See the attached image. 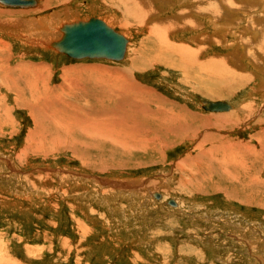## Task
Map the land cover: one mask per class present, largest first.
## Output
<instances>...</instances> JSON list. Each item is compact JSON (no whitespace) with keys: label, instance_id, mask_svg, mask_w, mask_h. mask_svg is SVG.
<instances>
[{"label":"rangeland","instance_id":"1","mask_svg":"<svg viewBox=\"0 0 264 264\" xmlns=\"http://www.w3.org/2000/svg\"><path fill=\"white\" fill-rule=\"evenodd\" d=\"M36 1L0 4V264H264V0ZM89 18L124 60L46 47Z\"/></svg>","mask_w":264,"mask_h":264},{"label":"water","instance_id":"2","mask_svg":"<svg viewBox=\"0 0 264 264\" xmlns=\"http://www.w3.org/2000/svg\"><path fill=\"white\" fill-rule=\"evenodd\" d=\"M0 4L9 8L25 9L34 6L35 0H0ZM59 31L62 33L61 38L51 42L49 48L73 59L121 61L128 43L123 35L96 18L63 25ZM202 108L219 112L230 107L222 102H202ZM154 197L158 198L157 195ZM168 205L174 207L175 203L169 200Z\"/></svg>","mask_w":264,"mask_h":264},{"label":"bare ground","instance_id":"3","mask_svg":"<svg viewBox=\"0 0 264 264\" xmlns=\"http://www.w3.org/2000/svg\"><path fill=\"white\" fill-rule=\"evenodd\" d=\"M47 2V1H46ZM229 4V3H228ZM37 6V1L35 0V5L34 6H32V7H29V8H34V7H36ZM262 6V5H261ZM43 7H46V6H43ZM9 8V7H8ZM29 8H25V9H29ZM262 8V7H261ZM12 9H19V8H12ZM229 9H231V7L229 8ZM235 9H237V8H235ZM230 11V10H229ZM211 12V11H210ZM262 12V11H261ZM229 13V12H228ZM263 14V13H262ZM231 15V14H230ZM233 15V14H232ZM260 15V14H259ZM51 16V15H50ZM49 16V17H50ZM234 16V15H233ZM141 17V16H140ZM203 17H204V15H203ZM202 17V18H203ZM208 17H209V19L211 18V17H213V18H217V15H215V11H212L211 12V16L210 15H208ZM207 17V18H208ZM264 17V16H263ZM90 19V18H89ZM88 19V20H89ZM97 19V18H96ZM88 20H85V21H88ZM100 20V19H99ZM212 19H210L209 20V22H211V25L213 26V27H215L217 24H213L212 23V21H211ZM218 20V19H217ZM258 20H260V21H258ZM257 20V22L261 25V27H260V36H259V42H261V37H264V30H262L261 28H262V26L264 25V18H259ZM84 20H79V21H75V22H73V23H76V22H83ZM102 21V20H101ZM42 22V21H41ZM40 22V23H41ZM50 22V21H49ZM104 22V21H103ZM38 23V22H37ZM43 23V22H42ZM47 23V22H46ZM105 23V22H104ZM216 23V22H215ZM67 24H72V23H65V24H61L60 25V27L57 29V31H59V29L63 26V25H67ZM108 27H110L107 23H105ZM218 24H219V21H218ZM257 24V23H256ZM255 24V25H256ZM258 24V25H259ZM38 25V24H37ZM45 25V24H44ZM210 25V24H209ZM193 26V25H192ZM219 26V25H218ZM221 27V26H220ZM44 28V27H43ZM110 28H112V27H110ZM215 28H217V27H215ZM42 29V28H41ZM45 29V28H44ZM113 29V28H112ZM212 29V28H211ZM254 29V28H253ZM49 30H50V28H49ZM115 30V29H114ZM219 30V29H218ZM116 31V30H115ZM60 32V31H59ZM116 32H118V31H116ZM119 33V32H118ZM121 34V33H120ZM61 35H62V33L60 32V37L58 38V39H56V40H53V41H51V42H54V41H58L60 38H61ZM122 35V34H121ZM124 36V35H123ZM224 36V35H223ZM125 37V36H124ZM126 38V37H125ZM257 39V40H258ZM264 39V38H263ZM158 41V40H157ZM50 42V43H51ZM263 42V41H262ZM49 43V44H50ZM49 44H47L46 45V47L48 48V49H50V50H52L53 52H55V53H58V52H56V51H54L53 49H51V48H49ZM261 44V43H260ZM259 44V45H260ZM128 45H129V42L127 43V46H126V51H125V54H124V57H123V59L122 60H124L125 59V57H126V54H127V51H128ZM263 45V44H262ZM185 46V45H184ZM264 47V46H263ZM259 49H260V47H258ZM184 49V48H183ZM261 49H262V46H261ZM199 50V49H198ZM200 51V50H199ZM192 52V51H191ZM264 53V52H263ZM58 54H60V53H58ZM195 54H198V52H195ZM61 55H64V54H61ZM64 56H66V55H64ZM67 57V56H66ZM264 57V56H263ZM67 58H69V59H72V60H83V59H73V58H70V57H67ZM190 58V57H189ZM264 59V58H263ZM98 60H102V59H98ZM121 60V61H122ZM107 61H109V60H107ZM262 61V60H261ZM111 62H120V61H111ZM197 62V61H196ZM259 62V61H258ZM263 62H264V60H263ZM262 62V63H263ZM211 65V64H210ZM264 68V67H263ZM255 69V68H254ZM262 69V68H261ZM219 70V69H218ZM262 71H263V69H262ZM254 74V73H253ZM40 79V78H39ZM25 83V82H24ZM26 84V83H25ZM203 88V87H202ZM45 89V88H44ZM47 89V88H46ZM201 92H203L205 95H207V96H213V95H217V96H215V97H220L221 95H220V93L219 92H221V91H219V92H216L215 93V91L214 90H211V89H205V90H203L202 91V89H199ZM150 92V91H149ZM222 94V93H221ZM228 94V93H227ZM224 96V95H223ZM134 103H135V101H133ZM203 102H211V101H206V100H203ZM218 102H221V101H218ZM222 103H225V102H222ZM226 105H228L230 108L228 109V110H225V111H219V112H226V111H230V109H231V105H229L228 103H225ZM35 105V104H34ZM129 105H131V104H129ZM200 105H201V109L202 110H204L203 108H202V101H200ZM160 109V108H159ZM243 109V108H242ZM246 110V109H245ZM165 111V110H164ZM204 111H206V110H204ZM161 112V111H160ZM208 112H211V111H208ZM219 112H213V113H219ZM7 113V112H6ZM159 113V112H158ZM181 116V115H180ZM113 117V116H112ZM168 117V116H167ZM73 118H75V117H73ZM218 118V117H217ZM224 118V119H223ZM235 117H233V115H227V117H222V119L221 120H223V121H228V120H230L233 124H237V121H236V119H234ZM241 119V118H240ZM76 120V119H75ZM114 119H112L110 122H111V130L110 129H106V128H108L109 126H107V127H105V125H104V130L105 131H114V125H115V127H116V129L118 128L117 127V123L116 122H118V121H113ZM161 120H162V122L164 123V119L163 118H161ZM171 120L172 121H168L167 122V124H169V123H171V122H173V120H175V119H173V117H171ZM151 123L154 121V119L153 120H149ZM240 121V120H239ZM244 121V120H243ZM72 122V121H71ZM76 122V121H75ZM120 122V121H119ZM229 122V121H228ZM95 123V122H94ZM116 123V124H115ZM176 123V122H175ZM134 124V123H133ZM172 124H174V123H171L170 124V126H167L168 127V129H165L166 130V132H162L161 134H159V135H162V134H165V133H167V132H172V131H174L176 134H180L181 132H183V131H181V130H179L180 128H178V127H175L174 125H172ZM175 125H177V124H175ZM72 126V125H71ZM122 126V125H121ZM120 126V127H121ZM82 128V127H81ZM97 128H99V127H97ZM103 128V127H102ZM138 127L137 126H133V127H127L126 126V130L125 131H129L128 129H137ZM172 128H175V129H173L172 130ZM52 129V128H51ZM120 129V128H119ZM87 130V129H86ZM145 130V129H144ZM143 130V131H144ZM148 130V129H147ZM146 130V131H147ZM162 130H164L163 128H160V129H158L157 131H155L154 129H152L151 128V130H150V132H154V133H157V132H159V131H162ZM185 130V129H184ZM93 131V130H92ZM131 131V130H130ZM139 131V130H138ZM146 131H144L143 133L145 134L144 135V138L145 137H148V139H143V141L145 142H148V143H146V145H144V144H141L142 145V149L143 150H145V149H148V146H149V144L151 143H153L154 144V140L156 139L155 138V136L153 137V135H149V133L148 132H146ZM135 132V131H134ZM131 133V132H130ZM107 134V133H106ZM174 134V133H173ZM100 135V134H99ZM110 135V134H109ZM114 135V134H113ZM129 135V134H128ZM106 136V135H105ZM126 135H124L123 137H125ZM109 137V136H108ZM128 137V136H127ZM92 138V137H91ZM97 138V137H96ZM136 138H138V137H136ZM207 138V137H206ZM205 138V139H206ZM98 140V139H97ZM132 140V139H131ZM99 141V140H98ZM105 141H107V140H105ZM111 141V140H110ZM113 141V140H112ZM100 142V141H99ZM126 144V143H125ZM133 144H136V143H133ZM133 144L132 143H130V145H128V146H133ZM100 145V144H99ZM118 145V144H117ZM152 147V146H151ZM230 147V146H229ZM231 148V147H230ZM260 148V147H259ZM255 149V148H254ZM98 150V149H97ZM132 150V149H131ZM259 150V149H258ZM261 150V149H260ZM85 151H87V150H85ZM85 153V152H84ZM113 153V152H112ZM255 153V152H254ZM260 153V152H259ZM87 155V154H86ZM253 155V154H252ZM88 156V155H87ZM225 157V156H224ZM224 160H225V158H224ZM223 160V161H224ZM222 161V162H223ZM225 162H226V160H225ZM105 163V162H104ZM224 163V162H223ZM222 163V164H223ZM204 177V176H203ZM202 177V178H203ZM243 177V176H242ZM204 181V180H203ZM206 181V180H205ZM239 182H240V180H239ZM243 185V184H242ZM244 188H242V187H238V188H236V187H234L233 188V190H232V194H234V195H238L240 192H242V190H243ZM153 196H155L154 194H153ZM158 196V198H156V199H159L160 198V195H157ZM173 201V200H172ZM174 202V201H173ZM175 203V202H174ZM167 204H168V201H167ZM172 207V206H171ZM174 207H177V205H176V203H175V206ZM264 232V231H263ZM263 235H264V233H262V235L260 236V239L264 242V238H263ZM263 246H264V243H263Z\"/></svg>","mask_w":264,"mask_h":264}]
</instances>
